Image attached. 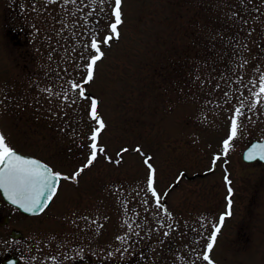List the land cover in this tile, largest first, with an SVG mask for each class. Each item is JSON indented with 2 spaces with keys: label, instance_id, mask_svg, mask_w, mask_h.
I'll list each match as a JSON object with an SVG mask.
<instances>
[{
  "label": "rangeland",
  "instance_id": "1",
  "mask_svg": "<svg viewBox=\"0 0 264 264\" xmlns=\"http://www.w3.org/2000/svg\"><path fill=\"white\" fill-rule=\"evenodd\" d=\"M113 7L114 0L103 6L92 0L24 3L25 15L40 27L33 49L29 45L31 55L50 52L55 70L43 68L35 83L32 78L10 83L15 52L0 42V130L30 153L43 154V144L59 139L57 161L68 154L61 145L73 143L64 142L65 135L88 150L96 126L88 98L96 99L106 124L99 144L111 160L98 157L81 182L102 176L106 262L134 257L136 264H208L203 260L208 238L228 209L227 177L233 214L226 217L210 258L214 264H264V164L241 158L244 147L264 134V94L254 95L264 75V0H123L120 37L101 45L105 56L85 84L88 98H80L69 82L86 77L84 65L95 52L85 45L93 34L100 39L110 34ZM6 13L0 0L1 29ZM8 84L16 88L8 90ZM49 88L51 93L45 91ZM73 98L76 103L70 105ZM241 104L246 115L238 118L242 127L224 155L230 117ZM137 147L152 158L162 207L147 191L149 169ZM69 182H63L58 208L52 205L37 216V241L44 250L38 261L48 258L53 227L45 222L68 217L73 203L66 198L74 192ZM92 194L81 205L88 216L99 199L96 190ZM54 208L56 218L49 216ZM11 225L23 226L26 235L33 229L32 220L15 218ZM16 242L11 243L15 251ZM25 255V262L34 261L28 245Z\"/></svg>",
  "mask_w": 264,
  "mask_h": 264
},
{
  "label": "flooded vegetation",
  "instance_id": "2",
  "mask_svg": "<svg viewBox=\"0 0 264 264\" xmlns=\"http://www.w3.org/2000/svg\"><path fill=\"white\" fill-rule=\"evenodd\" d=\"M26 1L36 3V1L40 0H5L7 13L4 16L3 29H1L0 25V42H4L7 47H12L11 50L15 52V54L11 56L14 61L10 67L16 70L14 74H12V81H10V83L16 82L20 84V80L24 81L26 79L29 80L30 78H32L35 83L36 80L42 76L44 70L50 71V73L55 70V64L52 63L53 61H51V58L48 56L50 55V52L44 56L41 55L40 51L36 52V56L31 55L32 52H30L29 45L33 49V44L36 43V40H38L35 37L36 30H40V27L36 25V23L34 24V22L25 15L24 3ZM44 43H46V41ZM38 45L36 47L37 50L39 49ZM48 57L49 59H47ZM43 68L46 69L43 70ZM82 83L83 82H81V84ZM9 84L6 85L8 90L16 88L15 86H9ZM85 86L86 85H84V87ZM67 136L68 135H65L67 139L64 142L73 143H70V145L69 143L61 145L64 150L60 149V151H67L68 154L58 155L57 161L56 154L59 146L57 148L55 144H59V139H53L54 142L50 141L47 144H43L42 151H46L43 153L44 155L42 152L30 153L20 147H16L14 145L12 146H14L18 152L38 158L42 162L49 165V167H51L54 171L60 172L65 176H71L77 169L87 162L90 155V149L88 141L86 143V148H88V150H80L78 146L74 145L75 140H72V138H68ZM81 157H83L82 160L80 159ZM61 161H64L66 164L60 163ZM254 162L264 164L258 160H255ZM64 169L68 170V172ZM88 169H85L83 173H85ZM83 173L75 181L68 180L70 181L69 184H71L72 188H74V192L70 195L69 199L66 198L67 204L69 202H72L73 204L69 207L67 204H64L68 208H71H67V219L64 214L60 221L56 219L57 223L54 218H49V223H47V221L45 222L46 225L53 228L48 235L50 238L47 242L49 243V251H47L48 258L43 259V261H38L41 252L44 254V250H40L42 247L39 244V241H37L40 235L39 233L41 232V224L37 216L42 214L52 205H55L58 208L57 202L60 203V201L64 200V196H61L64 180L61 179L56 195L48 203V207L42 212H24L7 202L0 193V251H2L0 254V264H136V262L133 261L134 257H131L130 260L124 261H119V259H111L108 262L105 261L101 253L104 248V235L100 230L101 222L103 223V220L101 219L103 204H99L103 195L101 193L102 188H100L99 185H102L103 180L101 175H97L95 181L92 179L91 181H88V183H84L83 181L81 182ZM93 190L97 191L99 199L97 198L98 204L95 210L93 209L92 215L88 216V213L84 211L81 212V205L86 202L88 196H94V194H92ZM49 211L53 210L50 208ZM14 214L17 216L15 218L20 220L33 221V229L29 231L31 234L26 235L23 226L17 227L15 225H11V220L15 219H12ZM51 215L55 218L59 215L56 208H54V213L51 212L49 214V216ZM14 230L20 233L18 237L12 236V231ZM12 241H17L14 244L17 246L16 251L11 249L13 245L11 244ZM25 245H28V249L31 248L33 251V262H25V258H27L25 255ZM14 259H16V262H10Z\"/></svg>",
  "mask_w": 264,
  "mask_h": 264
},
{
  "label": "snow or ice",
  "instance_id": "3",
  "mask_svg": "<svg viewBox=\"0 0 264 264\" xmlns=\"http://www.w3.org/2000/svg\"><path fill=\"white\" fill-rule=\"evenodd\" d=\"M49 2H54V0H49ZM93 3H98L100 6L106 2V0H92ZM65 3L75 4L76 0H65ZM122 3L123 0H114V7L112 9V16L114 21L108 25L110 34L103 36L102 39L98 38L97 35L93 34L90 38V44L85 45L86 48L90 47L94 50L95 54L91 55L88 62L84 65L86 70V77L83 83H77L76 81H70L71 88L73 90L79 91L80 98H88L84 89V85L92 82L94 78L95 68L97 62L102 60L105 56L104 51L101 49V45H109L111 41L118 40L120 37V32L118 31L119 26L123 23L122 19ZM245 23H247L245 21ZM83 58V55L81 56ZM217 87H219L217 85ZM46 92H52V89H45ZM56 95H61V93H55ZM264 94V75L260 77V87L259 92L255 93L257 97ZM228 93H225L227 96ZM63 99L69 100L67 92L63 93ZM91 100L90 104V118L96 121V126L93 128L92 135L89 137L91 143L89 144L90 155L87 162L77 169L71 176H65L60 172L54 171L49 165L41 162L38 159L25 157L21 155L11 142L8 140L6 134L0 130V189L3 190L8 200L11 201L13 205L18 206L25 212L36 213L42 212L48 207V203L53 199L57 193V189L61 179L63 180H73L75 181L85 169L90 168L98 159V156H104L106 159L111 160L107 157L106 149L99 144L100 133L106 128L104 120L100 117L97 106L98 101L94 98H88ZM76 103L73 98L70 101V105ZM257 103H260L257 99ZM69 105V106H70ZM244 105L241 104L240 107L234 109L233 116L230 117V133L227 139L223 141V153L227 155L230 146L238 136V130L242 127L239 122V117H243L246 113L243 111ZM251 108H255L256 104L250 105ZM56 115V113H53ZM67 115V113H65ZM250 118V117H249ZM62 131L64 129H61ZM128 149H121V153L127 152ZM136 152L141 153L142 150L137 147ZM118 155H120L118 153ZM264 160V144L255 145L245 155L247 160L255 159ZM151 157L146 156L144 163L149 169V174L147 178V191L155 197V203L157 207H162V201L160 194L156 191V168L152 165ZM220 156L214 157V160H219ZM119 163V161H115ZM227 183L229 184V196H228V209L219 217V221L213 225L212 233L210 235L209 242L206 245L205 254L203 255V260L207 261L208 264H214V261L210 258L209 253L212 252L214 245L217 242V237L221 232L222 227L226 217H230L232 212V188L231 181L225 177ZM145 203H147L145 201ZM167 235V233H165Z\"/></svg>",
  "mask_w": 264,
  "mask_h": 264
},
{
  "label": "water",
  "instance_id": "4",
  "mask_svg": "<svg viewBox=\"0 0 264 264\" xmlns=\"http://www.w3.org/2000/svg\"><path fill=\"white\" fill-rule=\"evenodd\" d=\"M262 144H264V135L261 137V138H254V139H252L248 144H247V146L243 149V151H242V153H241V158H242V160L243 161H245V162H254L255 160H258V161H260V162H263L264 163V160H261V159H259V158H257V159H255V160H247V159H245V155H246V153L248 152V150L249 149H251L253 146H255V145H262ZM21 155H23V156H25V157H30V158H35V159H38V158H36V157H34V156H31V155H27V154H24V153H21V152H19ZM39 160V159H38ZM41 161V160H40ZM42 162V161H41ZM44 163V162H43ZM0 193H1V195L3 196V198L7 201V202H9L10 204H12L11 203V201L10 200H8V198H7V196L5 195V193L3 192V190L2 189H0ZM13 205V204H12ZM15 207H17L18 209H20L18 206H16V205H14ZM20 210H22V209H20ZM23 211V210H22ZM25 212V211H24ZM28 213V212H27ZM19 232L18 231H16V230H14V231H12V236L13 237H18L19 236ZM10 262H16V259H14V260H12V261H10Z\"/></svg>",
  "mask_w": 264,
  "mask_h": 264
}]
</instances>
